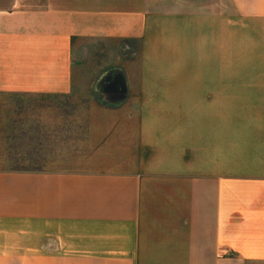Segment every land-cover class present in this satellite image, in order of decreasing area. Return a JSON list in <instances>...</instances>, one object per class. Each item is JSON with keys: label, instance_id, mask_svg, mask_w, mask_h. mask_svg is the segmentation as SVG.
Wrapping results in <instances>:
<instances>
[{"label": "crops", "instance_id": "obj_1", "mask_svg": "<svg viewBox=\"0 0 264 264\" xmlns=\"http://www.w3.org/2000/svg\"><path fill=\"white\" fill-rule=\"evenodd\" d=\"M201 13L219 54L234 15L264 28V0L0 5V264H264V69H133L126 100H71L114 73L76 69L86 42L145 43L158 16L184 31ZM74 156L95 165L47 160Z\"/></svg>", "mask_w": 264, "mask_h": 264}, {"label": "rangeland", "instance_id": "obj_2", "mask_svg": "<svg viewBox=\"0 0 264 264\" xmlns=\"http://www.w3.org/2000/svg\"><path fill=\"white\" fill-rule=\"evenodd\" d=\"M31 3L36 2V6L45 4L47 0H27ZM8 0H0V5H4ZM186 28L184 31L170 30L163 28L161 18L158 16L153 22V27L148 32L147 42L143 41H123L122 43L111 41L109 44L103 42L90 43L86 42L90 51H86L87 54L82 55L81 64L76 69L78 71H103L108 70L114 72L109 79L102 78H82L85 82V86L89 87V90H84L78 96H74L71 100H100L105 102H120L126 100L128 94L123 92L122 88L128 86V79L126 72L128 70H140V69H153V70H168V69H181L184 71H191L195 69H231L236 70H258L264 69V28L263 24H259L256 21L243 20L239 16H233V27L231 29L232 38L229 40L228 36L223 39L222 54L217 53L212 49L210 45V37L217 34V39L221 38L219 30L214 31L211 29V19L208 14L201 13L195 15L194 18L185 17ZM222 32V37L224 30ZM229 32V31H228ZM170 40H179L183 47H180L178 53H183L184 58L178 66H170V63L161 61L162 54H166V44ZM226 42L227 52L224 51V45ZM118 49L110 50L109 45L113 47L119 44ZM170 52V51H169ZM170 54V53H169ZM213 54V62L210 61V57ZM148 55V58L146 56ZM167 55V54H166ZM108 80L111 86L115 89L108 92V97L105 99V95L102 94L100 82ZM98 87V88H96ZM237 94V95H236ZM240 96L239 93L234 91V101L236 97ZM109 98H111L109 100ZM26 100V99H24ZM70 99L55 98V97H36V101L27 100L24 104H39L47 102H61ZM111 106V105H109ZM241 110H234V123L237 117L242 115ZM251 112L245 111V115H250ZM73 140L80 141V135H72ZM82 138L84 136H81ZM55 165L65 164L68 166H90L95 165L91 162L90 158L81 157H67V158H52Z\"/></svg>", "mask_w": 264, "mask_h": 264}]
</instances>
